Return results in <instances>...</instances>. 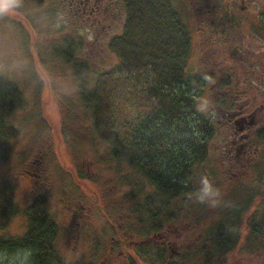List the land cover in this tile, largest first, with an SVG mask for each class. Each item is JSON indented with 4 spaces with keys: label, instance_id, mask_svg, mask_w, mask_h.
<instances>
[{
    "label": "rangeland",
    "instance_id": "1",
    "mask_svg": "<svg viewBox=\"0 0 264 264\" xmlns=\"http://www.w3.org/2000/svg\"><path fill=\"white\" fill-rule=\"evenodd\" d=\"M172 1L182 5L191 30L188 63L192 70H218L223 75L229 71L230 86L264 91V32L252 24L264 9V0ZM116 5L113 2L105 9L104 19L105 11L100 9L102 20L91 16V23L78 18L67 0H4L0 6V72L16 80L28 100L26 109L13 112L18 136L0 137V175L10 172L14 177L15 200L20 208L0 234L23 232V208L32 194H42L59 226L57 248L64 264H130L136 259L134 251L146 241L152 242V250L146 263L141 262L164 264L156 253L161 241L170 243L169 251L163 253L168 257L177 254L175 250L201 229H191L187 218L172 221L167 230L145 237L143 232L133 234L127 229L125 216L134 199L127 197V192L142 190L138 196L143 202V195L153 189L124 160L111 158L109 143L94 133L90 111L79 98L71 66L51 51L52 46L59 47L65 38L72 37L82 41L83 53L77 50L76 54L85 56L82 59L92 65L93 74L108 70L116 56L107 48L106 39L118 33L123 22L122 13L113 14ZM227 17H232L234 24L226 22ZM218 19H223V27L213 26ZM94 33L100 36L97 44L92 42ZM212 82L198 98V108L205 112L215 108L217 87ZM212 113L217 124L203 167L212 172L214 186L204 189L200 197L210 205L237 180L244 184V193H253V206L244 214L247 217L264 201V168L255 165L250 174L240 176L247 169V160L232 153L231 160L242 164L237 167L225 158L221 150L233 135L232 127L222 124L214 109ZM257 146L262 149L264 142H257ZM197 196L195 193L178 203L187 210ZM245 224L244 219L241 239L248 233ZM230 253L234 254L222 261L264 264L260 250ZM27 256L21 251L0 253V264H28Z\"/></svg>",
    "mask_w": 264,
    "mask_h": 264
},
{
    "label": "trees",
    "instance_id": "2",
    "mask_svg": "<svg viewBox=\"0 0 264 264\" xmlns=\"http://www.w3.org/2000/svg\"><path fill=\"white\" fill-rule=\"evenodd\" d=\"M119 4L121 29L106 39L107 48L116 56L108 70L92 73V65L80 55L83 48L78 39L65 38L51 51L71 66L79 98L90 111L94 133L109 143L111 158L124 160L130 168L143 172L147 184L154 187L143 195V202L138 196L142 190L127 192V197L134 198L125 216L127 229L133 234L143 232L145 237L165 231L172 221L183 218L191 220V229L201 226L200 233L177 254L165 257L170 243L161 241L156 253L164 264H231L222 261L234 254L230 252H264L263 200L245 217L253 193L240 190L244 184L239 181L229 184L230 189L210 205L200 197L204 189L214 186L213 174L203 162L215 120L212 111L198 108V98L210 81L217 89L229 87V71L219 74L222 79L218 80L220 76L215 79L213 74L192 70L188 63L191 30L179 1L119 0ZM222 20L212 25L223 27ZM224 20L234 24L232 17ZM252 24L263 34L264 9ZM99 37L92 36L93 44L100 41ZM27 105L18 82L0 72L1 138L18 136L13 112ZM13 178L10 172L0 175V229L19 213ZM195 193L196 200L184 210L178 200ZM23 213L24 231L0 234V253L25 252L28 264H64L57 248L59 226L46 197L32 194ZM244 219L248 233L241 239ZM151 245L146 241L134 251L137 260H130V264L146 263Z\"/></svg>",
    "mask_w": 264,
    "mask_h": 264
},
{
    "label": "flooded vegetation",
    "instance_id": "3",
    "mask_svg": "<svg viewBox=\"0 0 264 264\" xmlns=\"http://www.w3.org/2000/svg\"><path fill=\"white\" fill-rule=\"evenodd\" d=\"M118 1L108 0L107 4H103L104 0H67V3L69 9L78 18L82 19L83 22L87 21L91 23V16L96 17L95 20L97 21L102 20L99 18L100 9L105 11L102 14L104 19L107 13L106 10L111 7L113 2L117 3L113 14L119 15L121 9ZM105 29L106 27L103 26L102 31L105 32ZM220 72L218 70L207 69L205 73H214L216 79L220 76L219 74H222ZM230 76L232 79V74H229ZM241 87L238 85L235 87L230 86L229 88L224 87L220 90L217 89L216 99L213 100L215 108L211 107V110H209L212 111L214 109L217 119L222 124L232 127L233 135L228 142L224 143L221 151L224 152L225 158L237 167L242 164L236 160H231L232 153L247 160V165L245 166L247 169L246 171L242 170L240 176L244 173L250 174L251 168H254L255 165L264 168V147L259 149L257 146V142H264V91L250 89L248 86ZM216 122L217 120L215 121V128ZM260 133H263V136ZM256 169L258 168L256 167L254 171ZM260 171L263 172L261 169ZM139 174L145 180L143 172L139 171ZM237 178L238 175H236ZM145 182L147 184L146 180ZM149 186L154 189L152 184H149ZM240 190L243 191L245 188L243 187ZM175 252H178V249Z\"/></svg>",
    "mask_w": 264,
    "mask_h": 264
},
{
    "label": "clouds",
    "instance_id": "4",
    "mask_svg": "<svg viewBox=\"0 0 264 264\" xmlns=\"http://www.w3.org/2000/svg\"><path fill=\"white\" fill-rule=\"evenodd\" d=\"M4 3V0H0V6H2Z\"/></svg>",
    "mask_w": 264,
    "mask_h": 264
}]
</instances>
